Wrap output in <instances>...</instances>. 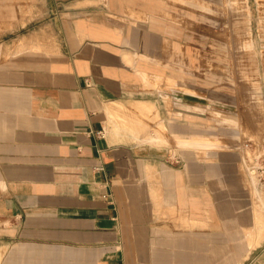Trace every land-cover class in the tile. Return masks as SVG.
I'll return each mask as SVG.
<instances>
[{"label":"crops","instance_id":"obj_1","mask_svg":"<svg viewBox=\"0 0 264 264\" xmlns=\"http://www.w3.org/2000/svg\"><path fill=\"white\" fill-rule=\"evenodd\" d=\"M164 8L0 0V264H184L211 251L204 226L240 196L241 152L206 140L201 96L158 81L182 83V31ZM148 111L167 135L121 122ZM177 140L197 147L163 144Z\"/></svg>","mask_w":264,"mask_h":264},{"label":"rangeland","instance_id":"obj_2","mask_svg":"<svg viewBox=\"0 0 264 264\" xmlns=\"http://www.w3.org/2000/svg\"><path fill=\"white\" fill-rule=\"evenodd\" d=\"M164 16L182 31L174 71L182 83L170 77L158 81L165 82L166 91L174 87L201 96V118L213 124L205 129L212 135L206 140L218 149L238 150L242 162L240 196L229 195L220 218L204 226L211 229L206 233L211 251L199 245L204 255L180 259L184 264H264V0H165ZM165 101L173 105L172 98ZM140 114L144 123L129 113L121 122L148 138L169 133L164 125L156 129L152 111ZM163 144L176 146L175 152L180 148L184 157L197 147L179 140Z\"/></svg>","mask_w":264,"mask_h":264}]
</instances>
